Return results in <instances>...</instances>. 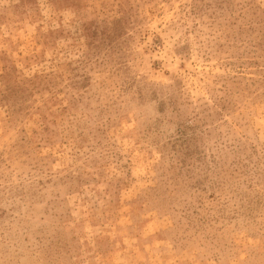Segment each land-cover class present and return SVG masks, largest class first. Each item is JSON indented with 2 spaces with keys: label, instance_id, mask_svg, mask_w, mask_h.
Listing matches in <instances>:
<instances>
[{
  "label": "rangeland",
  "instance_id": "obj_1",
  "mask_svg": "<svg viewBox=\"0 0 264 264\" xmlns=\"http://www.w3.org/2000/svg\"><path fill=\"white\" fill-rule=\"evenodd\" d=\"M0 264H264V0H0Z\"/></svg>",
  "mask_w": 264,
  "mask_h": 264
}]
</instances>
